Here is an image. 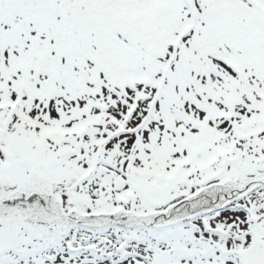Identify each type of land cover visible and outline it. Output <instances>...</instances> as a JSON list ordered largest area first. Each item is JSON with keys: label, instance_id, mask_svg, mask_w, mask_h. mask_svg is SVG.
Masks as SVG:
<instances>
[{"label": "snow or ice", "instance_id": "snow-or-ice-1", "mask_svg": "<svg viewBox=\"0 0 264 264\" xmlns=\"http://www.w3.org/2000/svg\"><path fill=\"white\" fill-rule=\"evenodd\" d=\"M0 264H264V0H0Z\"/></svg>", "mask_w": 264, "mask_h": 264}]
</instances>
